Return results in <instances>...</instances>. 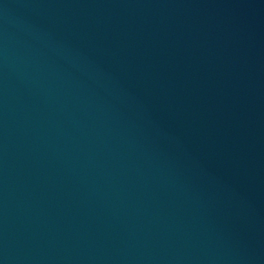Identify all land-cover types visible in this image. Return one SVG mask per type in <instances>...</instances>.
Returning a JSON list of instances; mask_svg holds the SVG:
<instances>
[{
    "label": "water",
    "instance_id": "1",
    "mask_svg": "<svg viewBox=\"0 0 264 264\" xmlns=\"http://www.w3.org/2000/svg\"><path fill=\"white\" fill-rule=\"evenodd\" d=\"M0 264H264V0H0Z\"/></svg>",
    "mask_w": 264,
    "mask_h": 264
}]
</instances>
